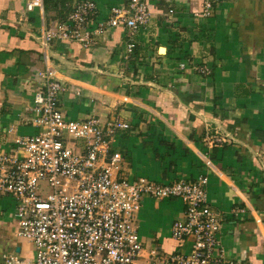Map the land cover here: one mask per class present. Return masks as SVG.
<instances>
[{
	"label": "crops",
	"instance_id": "0c3cea01",
	"mask_svg": "<svg viewBox=\"0 0 264 264\" xmlns=\"http://www.w3.org/2000/svg\"><path fill=\"white\" fill-rule=\"evenodd\" d=\"M30 1L0 0V148L34 133L26 122L37 72H52L68 119L129 125L112 150L130 178L170 184L205 176L224 256L264 264V0H214L210 16L204 0H143L149 19L134 36L111 27L89 47L42 40L81 0H39L28 11ZM91 1L97 20L129 5ZM182 213L179 199L142 198L136 264L189 252L170 231ZM12 241L0 221V244Z\"/></svg>",
	"mask_w": 264,
	"mask_h": 264
},
{
	"label": "built area",
	"instance_id": "2783aa9c",
	"mask_svg": "<svg viewBox=\"0 0 264 264\" xmlns=\"http://www.w3.org/2000/svg\"><path fill=\"white\" fill-rule=\"evenodd\" d=\"M213 1H203V15H211ZM40 6L32 0L26 9ZM96 13L93 1H79L64 21L44 31L43 42L89 47L95 37L121 25L134 36L150 14L143 0H129L127 11L111 8L107 20H97ZM133 47L129 42L127 52ZM37 76L40 84L26 122L34 133L0 148V201L7 203L0 205V218L13 231L0 264H136L143 197L183 204L182 218L170 231L190 250L171 255L167 264H237L224 256L217 238L220 223L207 200L205 176L170 184L130 178L121 155L112 150L129 125L118 118L68 119L60 106L62 83L49 71Z\"/></svg>",
	"mask_w": 264,
	"mask_h": 264
},
{
	"label": "rangeland",
	"instance_id": "374dc122",
	"mask_svg": "<svg viewBox=\"0 0 264 264\" xmlns=\"http://www.w3.org/2000/svg\"><path fill=\"white\" fill-rule=\"evenodd\" d=\"M5 204H7V203L5 202V200H4V201H0V205H1L2 207H4ZM3 218H4V217H1V218H0V221L4 222L5 219H3ZM23 247L26 248V249H28V248L25 247L24 245H23ZM8 248H9V245H7V244H0V253L3 252V251H5V250H7ZM23 250H24V249H23Z\"/></svg>",
	"mask_w": 264,
	"mask_h": 264
},
{
	"label": "water",
	"instance_id": "95a60500",
	"mask_svg": "<svg viewBox=\"0 0 264 264\" xmlns=\"http://www.w3.org/2000/svg\"><path fill=\"white\" fill-rule=\"evenodd\" d=\"M18 251H19V248L16 249V252H18Z\"/></svg>",
	"mask_w": 264,
	"mask_h": 264
}]
</instances>
